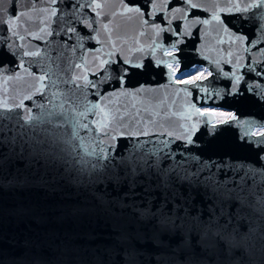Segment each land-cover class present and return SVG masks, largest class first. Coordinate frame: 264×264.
Wrapping results in <instances>:
<instances>
[{
	"label": "water",
	"instance_id": "1",
	"mask_svg": "<svg viewBox=\"0 0 264 264\" xmlns=\"http://www.w3.org/2000/svg\"><path fill=\"white\" fill-rule=\"evenodd\" d=\"M262 127L264 0H0V264H264Z\"/></svg>",
	"mask_w": 264,
	"mask_h": 264
},
{
	"label": "rangeland",
	"instance_id": "2",
	"mask_svg": "<svg viewBox=\"0 0 264 264\" xmlns=\"http://www.w3.org/2000/svg\"><path fill=\"white\" fill-rule=\"evenodd\" d=\"M205 70H201L199 68H197V66H192L191 68L187 69V70H182L180 72H178L176 74V78L184 80V79H189V77H197V76H201L202 74H204ZM180 74V75H179ZM215 111V116H218V118L216 119H223L224 117H227L229 115V111L228 110H223V109H219V108H214L213 109Z\"/></svg>",
	"mask_w": 264,
	"mask_h": 264
},
{
	"label": "bare ground",
	"instance_id": "3",
	"mask_svg": "<svg viewBox=\"0 0 264 264\" xmlns=\"http://www.w3.org/2000/svg\"><path fill=\"white\" fill-rule=\"evenodd\" d=\"M205 70H206V73L204 74V76L207 75V74L209 73V69L206 68ZM223 110H224V109H223ZM216 118H217V117H216ZM260 128H261V127H255V128L253 129V132H258V130H260ZM262 128H264V127H262Z\"/></svg>",
	"mask_w": 264,
	"mask_h": 264
},
{
	"label": "built area",
	"instance_id": "4",
	"mask_svg": "<svg viewBox=\"0 0 264 264\" xmlns=\"http://www.w3.org/2000/svg\"><path fill=\"white\" fill-rule=\"evenodd\" d=\"M197 68H199V69H201V70H205L206 69V67H204L203 65H197ZM205 73H206V70L204 71ZM204 73V74H205ZM203 75V74H202ZM191 78H193V77H189V79H191Z\"/></svg>",
	"mask_w": 264,
	"mask_h": 264
},
{
	"label": "trees",
	"instance_id": "5",
	"mask_svg": "<svg viewBox=\"0 0 264 264\" xmlns=\"http://www.w3.org/2000/svg\"><path fill=\"white\" fill-rule=\"evenodd\" d=\"M180 75V74H179Z\"/></svg>",
	"mask_w": 264,
	"mask_h": 264
}]
</instances>
